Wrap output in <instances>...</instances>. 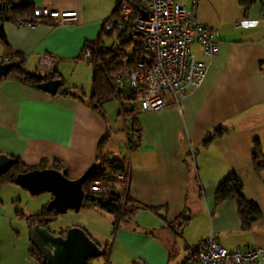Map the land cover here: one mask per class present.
Segmentation results:
<instances>
[{"label":"crops","instance_id":"crops-1","mask_svg":"<svg viewBox=\"0 0 264 264\" xmlns=\"http://www.w3.org/2000/svg\"><path fill=\"white\" fill-rule=\"evenodd\" d=\"M13 1L34 9L76 12L77 22L72 26H55L45 19L48 24L32 28L3 22L0 29L8 51L23 57L25 72L34 74L38 56L47 53L55 59L52 73L62 80L66 65L65 72L71 69L84 82L64 85L62 80L64 88L83 90L91 71L77 59L81 48L95 40L119 0ZM180 5H187V0ZM263 6L259 0L245 8L237 0H198L193 9L196 21L216 28L219 42L210 61L196 45L188 49L206 64L204 81L178 107L135 112L139 140L130 150L117 101L103 106L104 119L99 121L70 98L50 97L9 79L0 81V154L19 159L27 167L46 160L48 169L50 160L56 159L67 169L68 179H76L91 167L96 142L107 136L108 145L107 117L115 114L128 155V197L136 205L158 210L153 214L138 208L130 221L113 227L109 214L88 208L90 216L108 224L105 229L96 223L68 221V227L81 228L97 246L109 245L108 264H137V260L179 264L187 249L202 243L207 233L227 250L264 247V169L255 175L250 158L251 145L257 142L264 159ZM6 52L0 43V59L8 58ZM216 128L225 133L203 147L202 140ZM229 173L238 178L242 196L260 213L246 231L240 230L231 200L217 206L213 202L216 186ZM178 220L185 222L181 228ZM176 231H180L182 249L172 239ZM185 231L205 233L191 238ZM177 252L178 261L173 260Z\"/></svg>","mask_w":264,"mask_h":264},{"label":"built area","instance_id":"built-area-1","mask_svg":"<svg viewBox=\"0 0 264 264\" xmlns=\"http://www.w3.org/2000/svg\"><path fill=\"white\" fill-rule=\"evenodd\" d=\"M138 3L143 7L139 8ZM198 0L180 5L175 0H119L117 16L103 21L104 33H111L115 41L123 33L132 45L141 49V56L132 69L113 74L110 83L120 92L119 112L154 113L168 106L178 107L202 85L207 66L188 51L196 45L201 55L210 61L219 46L214 27L198 24L193 9ZM145 14L143 19L141 14ZM264 20V9L261 10ZM33 18L47 19L55 26H72L77 22L75 11H55L45 7L34 9ZM1 24V23H0ZM32 28L34 26H27ZM5 62L6 59H0ZM89 61V52L82 54ZM55 59L42 53L34 75L44 78L52 73ZM126 131L127 149L138 144L139 132L130 126V118L121 119ZM117 179H121L117 176ZM94 181L90 187L98 191ZM137 264H145L139 260ZM179 264H264V247L232 249L221 247L211 236L192 247Z\"/></svg>","mask_w":264,"mask_h":264},{"label":"trees","instance_id":"trees-1","mask_svg":"<svg viewBox=\"0 0 264 264\" xmlns=\"http://www.w3.org/2000/svg\"><path fill=\"white\" fill-rule=\"evenodd\" d=\"M264 3V0H259ZM238 5L241 7H248L252 5L253 0H237ZM138 7L143 5L138 3ZM34 8L32 5L21 3L17 4L13 0H0V23L9 22L16 27L36 26L38 24H48L47 20L37 21L33 18ZM118 12V3L111 16L116 17ZM51 25V24H50ZM106 39H112L111 33H104L102 26L100 27L95 40L85 42L81 48L78 60L82 61V54L85 51L89 52V61L86 63L91 71L90 76V91L88 96L82 92V89H67L64 88L62 80L59 75L51 73L49 76L39 78L34 74L27 73L23 70L24 59L22 56L11 53L8 51L7 43L0 29V43L7 51V61H17V66L13 68L3 80H13L19 84L36 89L37 85L47 81H58L59 87L54 95L50 97L63 96L70 98L82 104L92 114H94L99 121H103L104 112L103 106L111 101H117L120 107L121 95L116 92L110 83V77L118 72L127 69H132L141 56V49L138 46L132 45L129 39L125 38L123 33H119L115 39V43L105 44ZM2 81V80H0ZM118 116L121 119L130 118V126L136 128L137 124L134 119V113L131 111L120 113ZM225 133L221 128L212 130L210 135L202 140V146L206 147L214 139L220 138ZM107 136L98 140L94 147L93 162L91 165L92 173L89 178L83 183L81 190L83 193L80 209L95 208L103 211L112 217V226L117 227L121 223H126L131 220L138 208L147 210L153 214L157 212V208L143 207L136 205L133 200L128 197V163L125 158H112L106 151ZM132 149V148H131ZM130 150V149H128ZM12 158V157H11ZM250 158L252 169L255 175L264 169V159L257 142L252 143L250 149ZM16 164L11 166L9 170L0 175V186L3 184H13V179L17 174H21L33 169L46 168V160H41L36 167H27L23 165L19 159ZM49 169L56 170L65 177L68 176L67 169L60 165L56 159L50 160ZM120 176L121 179H117ZM68 178V177H67ZM94 181L99 184V189L96 192L90 190ZM231 200L235 205V211L240 224V230L246 231L250 228L251 224L259 217V210L257 206L247 201L242 196V185L238 178L229 173L225 178L216 186L213 193L214 205H220L224 201ZM60 217L53 211H47L44 207L40 212L31 216L29 225L38 224L41 227H48ZM22 219V216H20ZM179 227L181 228L185 222L178 220ZM49 230V229H48ZM85 233V231H84ZM58 235V234H57ZM61 235V234H60ZM91 240V238L85 233ZM92 241V240H91ZM97 246V245H96ZM102 251L101 258L103 264H108L109 245L102 248L97 246ZM192 248V247H191ZM191 248H186L190 250ZM29 258L35 264H46L40 253L32 246L28 251ZM89 264V260L86 262Z\"/></svg>","mask_w":264,"mask_h":264},{"label":"water","instance_id":"water-1","mask_svg":"<svg viewBox=\"0 0 264 264\" xmlns=\"http://www.w3.org/2000/svg\"><path fill=\"white\" fill-rule=\"evenodd\" d=\"M141 16L143 19L146 17L144 13ZM16 66L15 60H0V80L5 79ZM58 87L59 82L54 80L37 85L36 89L54 95ZM15 164V159L0 154V175ZM91 173L90 167L78 178L68 179L53 169H33L17 174L13 184L32 197L41 193L48 194L50 200L45 209L63 216L69 211L77 213L80 210L83 196L81 187ZM29 239L31 246L40 253L46 264H86L88 260L102 256V251L96 244L76 226L68 227L63 236H60L49 233L46 227L33 224L29 230Z\"/></svg>","mask_w":264,"mask_h":264},{"label":"rangeland","instance_id":"rangeland-1","mask_svg":"<svg viewBox=\"0 0 264 264\" xmlns=\"http://www.w3.org/2000/svg\"><path fill=\"white\" fill-rule=\"evenodd\" d=\"M176 1L180 4L185 3V0ZM104 42L105 44L115 43V41H111V39H106ZM81 63L86 65L84 61ZM66 67L68 66L65 65V67H62L61 72L64 85L75 84L73 82L84 84V82L79 81V75L71 74V69L68 68V71L65 72ZM86 67L88 71H90L89 66ZM29 73H33V71ZM87 82V85H85L86 87L82 90L85 96H88L90 90V80ZM70 88L80 89V87L73 86H70ZM115 102L111 101L113 105L116 104ZM120 122L115 114L113 116L108 115L107 123L110 131L107 133L109 143L106 146V150L111 153L110 157L112 158H125L128 160L127 151L121 143L122 133L119 130ZM48 198L49 195L45 193H41L34 197L29 196L24 190L15 185L3 184L0 186V264H35L28 255V251L31 248L29 230L32 226L29 225V221L31 216L39 213L41 208L46 207ZM86 211H89V209L84 208L77 213L69 211L65 215L58 217L49 227V232L54 235L62 234L63 236V232L68 228V221L72 220H75L73 222L86 221L88 223H96L103 227V229H105V226L106 228L109 227L108 224L106 225V222L101 219L98 221ZM20 216H22V219ZM120 225H122V223ZM153 233L156 234V231H153ZM203 233H205V231H185V236L199 238ZM179 235L180 231H176L175 235L172 234V239L179 245V248L182 249L184 245ZM207 236H211L214 239V237L208 233ZM180 252L183 253L182 250H180ZM178 254L177 252V254L174 255L173 260H179ZM89 264H103V259L98 257L89 260Z\"/></svg>","mask_w":264,"mask_h":264},{"label":"flooded vegetation","instance_id":"flooded-vegetation-1","mask_svg":"<svg viewBox=\"0 0 264 264\" xmlns=\"http://www.w3.org/2000/svg\"><path fill=\"white\" fill-rule=\"evenodd\" d=\"M48 232H49V230H48ZM49 233H51V232H49ZM64 233V232H63ZM52 234V233H51ZM58 235H60V234H58ZM60 236H62V234L60 235Z\"/></svg>","mask_w":264,"mask_h":264},{"label":"bare ground","instance_id":"bare-ground-1","mask_svg":"<svg viewBox=\"0 0 264 264\" xmlns=\"http://www.w3.org/2000/svg\"><path fill=\"white\" fill-rule=\"evenodd\" d=\"M7 61V60H6Z\"/></svg>","mask_w":264,"mask_h":264}]
</instances>
